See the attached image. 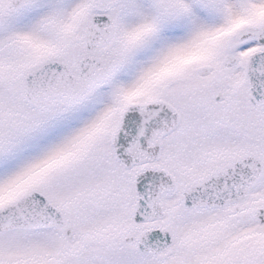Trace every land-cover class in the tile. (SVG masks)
I'll return each mask as SVG.
<instances>
[{
	"label": "snow or ice",
	"instance_id": "6c2138e0",
	"mask_svg": "<svg viewBox=\"0 0 264 264\" xmlns=\"http://www.w3.org/2000/svg\"><path fill=\"white\" fill-rule=\"evenodd\" d=\"M0 264H264V0H0Z\"/></svg>",
	"mask_w": 264,
	"mask_h": 264
}]
</instances>
